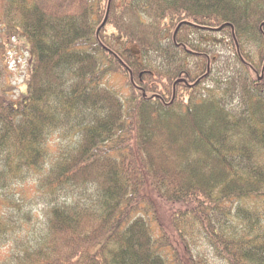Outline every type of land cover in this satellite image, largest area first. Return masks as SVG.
<instances>
[{"label":"trees","instance_id":"obj_1","mask_svg":"<svg viewBox=\"0 0 264 264\" xmlns=\"http://www.w3.org/2000/svg\"><path fill=\"white\" fill-rule=\"evenodd\" d=\"M0 264H264V0H0Z\"/></svg>","mask_w":264,"mask_h":264},{"label":"rangeland","instance_id":"obj_2","mask_svg":"<svg viewBox=\"0 0 264 264\" xmlns=\"http://www.w3.org/2000/svg\"><path fill=\"white\" fill-rule=\"evenodd\" d=\"M16 48L18 49V52L13 55V59L10 63V67L12 69V84L16 85L18 87V92L20 90H25V80L27 78V72L29 69L31 55L28 50L24 49V46L20 42L16 45ZM101 242L96 244L95 246H91L89 249L90 252L94 251Z\"/></svg>","mask_w":264,"mask_h":264}]
</instances>
